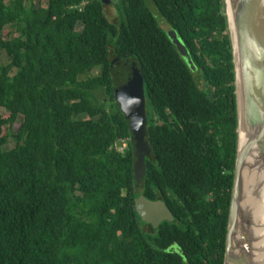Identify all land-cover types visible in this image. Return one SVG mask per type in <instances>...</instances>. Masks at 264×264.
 Returning <instances> with one entry per match:
<instances>
[{
  "label": "trees",
  "instance_id": "1",
  "mask_svg": "<svg viewBox=\"0 0 264 264\" xmlns=\"http://www.w3.org/2000/svg\"><path fill=\"white\" fill-rule=\"evenodd\" d=\"M148 1L203 90L144 0H115L114 23L100 0H0V264H222L236 128L223 3ZM128 64L145 101L142 177L113 103ZM138 193L172 221L141 223Z\"/></svg>",
  "mask_w": 264,
  "mask_h": 264
},
{
  "label": "water",
  "instance_id": "2",
  "mask_svg": "<svg viewBox=\"0 0 264 264\" xmlns=\"http://www.w3.org/2000/svg\"><path fill=\"white\" fill-rule=\"evenodd\" d=\"M100 3L106 4L107 0ZM222 3L231 48L236 119L222 264H264V259L256 260L258 252L254 249L260 240L256 231L264 224L261 190L264 185V0H222ZM167 36L181 58L189 62L180 41L172 32ZM126 67L127 73L113 85V103L122 116L132 146L137 149V175L142 177V160L148 152L144 142L142 79L135 65ZM133 209L141 223L152 229L172 221L162 202H150L140 193L133 201Z\"/></svg>",
  "mask_w": 264,
  "mask_h": 264
},
{
  "label": "rangeland",
  "instance_id": "3",
  "mask_svg": "<svg viewBox=\"0 0 264 264\" xmlns=\"http://www.w3.org/2000/svg\"><path fill=\"white\" fill-rule=\"evenodd\" d=\"M37 1L39 2V5H41L42 7L44 6L43 0H32L33 3H36ZM107 1L108 2L103 6L102 11H103V14H104L105 18L107 19V21L110 22V23H114L115 20L117 19L116 14H115V0H107ZM147 8L150 11V13L153 16H155V13H154V10H153L152 6L151 7L147 6ZM160 28L162 30L166 29V27L163 26L162 24H160ZM80 29H81V25L80 24L76 25L75 33H78L80 31ZM9 33H10V37L14 36V35H12V32H11L10 29L5 28L4 31H3V35L7 38ZM227 34H228V32H227ZM6 63H7V61H6L5 57L3 56V54L0 53V65H5ZM95 73H96V71H93L91 73V75L93 76ZM197 86H198L199 90L203 89V86H202L201 82L198 81V80H197ZM0 115H5V113H3L2 110H0ZM17 122L19 123L20 119H18ZM17 126H18V124H15L12 129L14 130L15 128H17ZM12 147H13V143H12L11 140H9L8 143H7L6 149H11ZM122 148L123 147H118L117 146L116 150L120 151ZM123 151H122V153H123ZM118 154H120V153H118Z\"/></svg>",
  "mask_w": 264,
  "mask_h": 264
},
{
  "label": "flooded vegetation",
  "instance_id": "4",
  "mask_svg": "<svg viewBox=\"0 0 264 264\" xmlns=\"http://www.w3.org/2000/svg\"><path fill=\"white\" fill-rule=\"evenodd\" d=\"M101 1H103V0H100V2H101ZM107 2H108V1H107ZM144 3H145V7H146V8H147V6H148V7H149V6H150V7L152 6L148 0H146V1L144 0ZM100 4H101V3H100ZM104 5H105V4H101L102 8H103ZM152 8H153V7H152ZM147 9H148V8H147ZM153 10H154V9H153ZM149 12H150V11H149ZM154 13H155V16H153L152 14H151V15H152V16L154 17V19L156 20V23H157V26H158L159 30L162 31V32L164 33V36H165L166 40H167L168 43L173 47L175 53L177 54V57L182 61V63L186 66V68H187V69L191 72V74L193 75V79H194V81H195V83H196V87H197V89H198V86H197V80L201 82V84H202V86H203V89L206 88V85L203 83V81H202L200 75L197 74V73L194 71V67H193V64H192V62H191V60H190V57H189V55H188V52H187L186 49L184 48V46H183V44L181 43V41L179 40V38L176 36V34H175L172 30H170V29L168 28V26H167L166 24H164V22H163L161 19H159V18L157 17L155 10H154ZM160 24H162L163 26H165L166 29H165V30H162V29L160 28ZM169 32H172L173 35H174V36L180 41V44L183 46V48H184V50H185V52H186V54H187V58L189 59V62H185V60H184L183 58H181V56L178 54V52H177L175 46L171 43V41L169 40V38H168V36H167V34H168ZM188 63H189V64H188ZM141 79H142V77H141ZM203 89H202V90H203ZM144 103H145V101H144ZM151 229H152V228H151Z\"/></svg>",
  "mask_w": 264,
  "mask_h": 264
},
{
  "label": "bare ground",
  "instance_id": "5",
  "mask_svg": "<svg viewBox=\"0 0 264 264\" xmlns=\"http://www.w3.org/2000/svg\"><path fill=\"white\" fill-rule=\"evenodd\" d=\"M241 141H242V134L240 132L239 133V142H241ZM261 190H262L263 197H264V185H263ZM256 235L260 236V240H257L258 242H256V244L254 245L255 251L258 252L257 254H255L256 255L255 258L258 261L259 259H261V260L264 259V224H263L262 228L260 229V231H256Z\"/></svg>",
  "mask_w": 264,
  "mask_h": 264
},
{
  "label": "built area",
  "instance_id": "6",
  "mask_svg": "<svg viewBox=\"0 0 264 264\" xmlns=\"http://www.w3.org/2000/svg\"><path fill=\"white\" fill-rule=\"evenodd\" d=\"M82 2H81V4L78 6V8H77V10H78V12H80L81 10H82V7H83V5H84V3H86L88 0H81ZM126 141H124V140H120V141H118V142H116L114 145H113V149L115 150V152L116 153H122V151L123 150H125V148H126ZM123 147L120 151H117L116 150V147Z\"/></svg>",
  "mask_w": 264,
  "mask_h": 264
}]
</instances>
